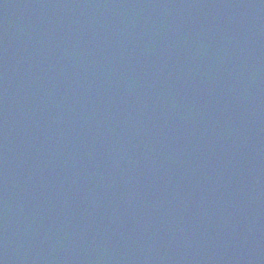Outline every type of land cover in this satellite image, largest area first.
I'll list each match as a JSON object with an SVG mask.
<instances>
[{
  "label": "water",
  "instance_id": "obj_1",
  "mask_svg": "<svg viewBox=\"0 0 264 264\" xmlns=\"http://www.w3.org/2000/svg\"><path fill=\"white\" fill-rule=\"evenodd\" d=\"M0 264H264V0H0Z\"/></svg>",
  "mask_w": 264,
  "mask_h": 264
}]
</instances>
